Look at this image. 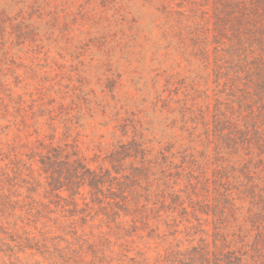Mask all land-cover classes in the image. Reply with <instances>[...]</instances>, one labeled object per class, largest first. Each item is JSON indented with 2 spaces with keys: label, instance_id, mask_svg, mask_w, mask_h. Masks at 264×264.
Masks as SVG:
<instances>
[{
  "label": "rangeland",
  "instance_id": "1",
  "mask_svg": "<svg viewBox=\"0 0 264 264\" xmlns=\"http://www.w3.org/2000/svg\"><path fill=\"white\" fill-rule=\"evenodd\" d=\"M220 2L0 0V264H166L169 248L184 250L198 244L200 236L210 242L219 220L198 213L208 234L196 231L198 221L187 203V213L161 209L159 216L148 213V218L130 209L124 216L125 205L100 208L90 202L88 188L79 187L72 196L60 192L84 208L69 216L68 210L49 203L43 177L34 197L48 207L40 205L38 213L30 214L17 204L13 211L5 210V193L11 187L5 179L13 175L5 164L11 166L15 157L26 159L25 144L49 141L50 128L42 116L49 106L55 111L53 142H64V119L67 141L76 139L92 168L99 163L110 167L102 159L132 138L154 151L165 147L173 129L166 128L168 113L154 101L155 92L167 81L179 94L190 84L213 88L215 57L249 62V72L233 77L239 86L231 93L237 101H253L256 109V82L264 80V27L257 30L264 24V3L255 0L250 6L258 13L239 26ZM250 166L246 179L253 183L245 191L247 198L236 201L241 206L237 220L227 218L230 229L241 226L246 243L230 264H264V160L253 159ZM31 167L36 170L37 165ZM10 183L12 198L20 200L25 188L18 177ZM130 185L125 183V190ZM125 193L131 201V190ZM27 235L43 238L45 245L29 248ZM240 253L241 262L234 258ZM208 255V260L184 263L214 264L212 253Z\"/></svg>",
  "mask_w": 264,
  "mask_h": 264
},
{
  "label": "trees",
  "instance_id": "2",
  "mask_svg": "<svg viewBox=\"0 0 264 264\" xmlns=\"http://www.w3.org/2000/svg\"><path fill=\"white\" fill-rule=\"evenodd\" d=\"M217 1L219 3L221 0ZM254 1L224 0L220 3L222 9L234 14L238 25L242 26L246 20L251 19L250 14L257 12L250 6ZM258 1L264 3V0ZM262 10L264 13V7ZM263 27L264 24H259L257 30ZM248 63L215 57L214 87L211 89L208 86L197 89L190 84L189 88L179 94L177 86L167 81L163 90L155 92L154 101L159 102V107L168 113L165 125L168 130L173 129V139L157 151L136 138L120 142L102 159L107 158L110 167H103L102 163L96 168L88 166L76 139L67 141V136H70L69 125L64 119V142L54 143L55 111L50 106L45 108L43 114L47 115L42 116H46L50 128L47 135L49 141L36 139L25 144L26 159L15 157L11 159V166L5 164L13 172L5 181L9 180L12 187L14 183L10 182L18 177L19 186L26 190L20 200H14L11 187H8L5 210L10 207L13 211L17 206L30 214L33 210L38 213L40 205L48 207V204L34 197L42 185L41 177L47 187L45 193L50 194L47 197L49 203L68 210L69 216L77 215L84 208H78L73 199L67 200L60 192L67 191L72 196L79 193V187H87L90 202L100 208L125 205L124 216L131 214L130 209L142 211L146 217L148 213L153 217L159 216L161 209L172 212L180 208L187 213L184 206L187 203L193 218L198 221L196 231L208 234L207 229L200 227L198 213L216 217L219 222L212 226L210 242L200 236L198 244L184 250L169 248L165 255L166 264H186L185 261L194 262L198 258L208 260L209 252L213 255L214 264H230L234 252L243 250L246 243L240 236L241 226L236 230L230 229L227 218L230 216L236 221L237 211L241 208L236 206V201L247 198L245 191L252 182L246 179L250 173V162L253 159L264 160L261 156L264 154V116L261 111L264 107V80L256 82V92L259 93L256 109L252 106L253 101L248 105L241 99L237 101V96L231 93L239 86L233 84V77L240 79L241 73L249 72ZM95 156L99 157L97 154ZM32 163L37 165L36 170L31 167ZM125 183H131L132 187L125 190ZM120 187L122 190H119ZM129 190L131 201L125 193ZM69 205L72 209L66 208ZM82 214L86 215L84 212ZM204 221L208 223V217ZM25 240L29 248L45 245L43 238L27 235ZM210 245L212 250L209 249ZM242 254L234 255V258L241 262Z\"/></svg>",
  "mask_w": 264,
  "mask_h": 264
}]
</instances>
